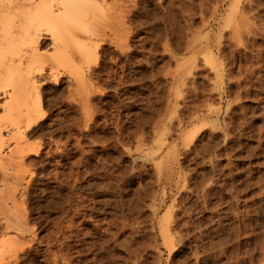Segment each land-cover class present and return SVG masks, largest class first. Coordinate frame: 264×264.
Masks as SVG:
<instances>
[{"label":"rangeland","instance_id":"obj_1","mask_svg":"<svg viewBox=\"0 0 264 264\" xmlns=\"http://www.w3.org/2000/svg\"><path fill=\"white\" fill-rule=\"evenodd\" d=\"M87 12L84 82L44 86L41 152L0 173V264H264V0Z\"/></svg>","mask_w":264,"mask_h":264},{"label":"bare ground","instance_id":"obj_2","mask_svg":"<svg viewBox=\"0 0 264 264\" xmlns=\"http://www.w3.org/2000/svg\"><path fill=\"white\" fill-rule=\"evenodd\" d=\"M105 3L106 0H0V173L3 180L12 174L16 178V174L18 176L20 172L26 171L23 170L25 158L31 153L37 155L41 152V141H31L29 137L39 134L37 121L43 116L44 86L55 82L59 74L64 72L74 75L73 79H77V84L84 82L83 65H89L88 62L95 53V45L97 46L91 35H98L100 32V26L95 25L97 22H94V15L89 13L86 16V13L90 10H103ZM82 12L85 15L78 21ZM101 13L104 14L103 11ZM80 36L85 37V40L77 43ZM75 43L82 50L81 53L78 52L79 56L71 46H75ZM47 46L50 51L44 53L46 50H42ZM15 180L18 181L17 178ZM16 181L15 184L12 183H19ZM12 183L9 184L13 185ZM11 185L3 183L0 202L9 199L16 202V188ZM4 210L10 214V211L12 213L16 209ZM21 210L22 208L17 211L22 214L24 210ZM3 214L4 230L20 229L18 221L12 222L8 217L10 215ZM24 214L20 216L22 220ZM166 234L164 236L168 237ZM14 240L13 238L12 241ZM11 246V250L16 247L13 243ZM8 250L7 255L10 256ZM2 255L5 256L4 253Z\"/></svg>","mask_w":264,"mask_h":264}]
</instances>
